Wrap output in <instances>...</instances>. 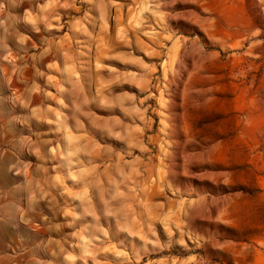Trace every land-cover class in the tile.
<instances>
[{"label": "rangeland", "instance_id": "1", "mask_svg": "<svg viewBox=\"0 0 264 264\" xmlns=\"http://www.w3.org/2000/svg\"><path fill=\"white\" fill-rule=\"evenodd\" d=\"M0 264H264V0H0Z\"/></svg>", "mask_w": 264, "mask_h": 264}]
</instances>
